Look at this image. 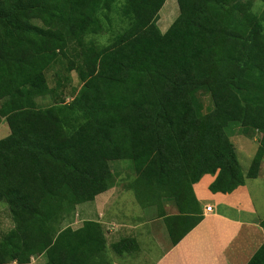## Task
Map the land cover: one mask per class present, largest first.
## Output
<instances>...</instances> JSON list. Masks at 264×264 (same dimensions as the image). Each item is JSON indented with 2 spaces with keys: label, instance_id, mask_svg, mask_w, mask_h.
I'll use <instances>...</instances> for the list:
<instances>
[{
  "label": "trees",
  "instance_id": "obj_1",
  "mask_svg": "<svg viewBox=\"0 0 264 264\" xmlns=\"http://www.w3.org/2000/svg\"><path fill=\"white\" fill-rule=\"evenodd\" d=\"M164 2L0 0V123L9 128L0 138V200L13 223L0 235V264L32 256L108 264L102 224L70 222L76 205L115 186L111 160L131 161L128 187L141 205L158 207L172 245L202 219L192 185L204 174L221 193L258 175L264 0H176L179 13L161 32ZM106 32L108 43L94 39ZM63 59L81 82L68 101L45 74ZM232 123L260 134L246 172ZM163 200L177 212L166 214ZM137 248L133 237L110 244L118 254ZM246 264H264V243Z\"/></svg>",
  "mask_w": 264,
  "mask_h": 264
},
{
  "label": "crops",
  "instance_id": "obj_2",
  "mask_svg": "<svg viewBox=\"0 0 264 264\" xmlns=\"http://www.w3.org/2000/svg\"><path fill=\"white\" fill-rule=\"evenodd\" d=\"M260 176L262 180H259ZM214 177L212 174H204L192 185L202 210V219L176 244L172 245L166 239L167 235L169 239L170 237L159 212L156 218L151 219L149 209L142 214L141 224L129 225L135 233L122 237H133L136 240L138 248L134 251L141 249V257L145 252L146 256L151 252V246L142 250L144 245L141 248L138 239L140 234L145 235L149 243L152 240L151 245L159 246L157 257L149 264H246L264 243V229L260 224L264 218V159L256 177L246 178L244 184L229 193L209 190L208 186ZM111 194V189H108L96 195L93 206L82 205L83 203L76 205L70 225L78 221L82 223L86 219L97 220L102 226L104 223L110 225L107 211L110 208L108 202ZM206 205L212 206L210 211L205 210ZM75 216L82 218L76 219ZM107 226L104 229L107 248L103 258L108 264H131L134 251L118 254L110 249V244L122 237L111 240L109 236L116 232V228L113 230V226H108L107 229Z\"/></svg>",
  "mask_w": 264,
  "mask_h": 264
},
{
  "label": "rangeland",
  "instance_id": "obj_3",
  "mask_svg": "<svg viewBox=\"0 0 264 264\" xmlns=\"http://www.w3.org/2000/svg\"><path fill=\"white\" fill-rule=\"evenodd\" d=\"M255 6L257 10H261L262 4L259 1H256ZM178 13L179 9L176 0H165L164 4L158 12L157 26L161 32H164L169 27V25L176 18ZM109 37L110 32H106L103 35L94 37V39L101 44H106L109 42ZM66 64L67 60L63 59L62 63L55 64L48 68L45 74L50 87L55 88V93H59V95H61L60 97L68 101L70 100L71 96L74 95L76 90L80 87L81 82L78 79L75 71L66 72L64 70V66ZM65 75H68L67 80L63 78ZM58 79L60 80V84L57 86L56 82ZM202 99L205 104L208 103L209 99L207 95H203ZM38 102L42 106H46L50 103L49 99H40ZM237 128L238 126L235 123H232L228 126L227 131L229 132L230 138L234 143L241 169L243 172H246L258 146V139L260 134L254 133L252 136H246L241 134L239 132V129ZM8 133L9 128L7 126V123L3 119L0 123V138L6 136ZM131 164V161L128 159L109 161L110 169L115 175L116 184L115 186L110 188L112 194L111 199L108 202L110 208L107 211V215L109 217L108 220L111 222L110 225H108V223H104L103 229H105L107 225L113 226V230L114 228H116V232L109 236L111 240H115L116 238H120L124 235L134 234L135 232L131 230L129 225L136 223L141 224L143 218L142 214L145 213L146 209H149V217L151 219L156 218L158 215L157 213L159 212L158 207L155 205L149 207L141 205L135 197L134 192L128 187V183L132 181L136 176L134 170L131 168ZM259 180H262L261 176L259 177ZM162 204V207H165L164 210L166 213L177 212L175 205L171 201L163 200ZM82 205L93 206L94 202H84ZM77 218L80 219L82 217L78 216L76 217V219ZM80 224L81 221H78L76 223H72L71 226L76 227ZM12 226V218L8 207L4 201L0 200V235L7 232L10 228H12ZM138 231L140 232V228H138ZM138 239L140 240L141 248L142 245H144V248H142V250H146L148 246H151V252L148 253L147 256L145 252L141 257L139 254L141 253V249L138 252L134 251V254L131 258V264H149L157 257V253L159 252V246L156 247L155 245H151L153 241L151 240L149 243L148 238L143 234H140V237H138ZM166 239L168 241L170 240L168 238V235L166 236ZM42 262L43 258L41 256H32L30 262L27 264H41Z\"/></svg>",
  "mask_w": 264,
  "mask_h": 264
},
{
  "label": "built area",
  "instance_id": "obj_4",
  "mask_svg": "<svg viewBox=\"0 0 264 264\" xmlns=\"http://www.w3.org/2000/svg\"><path fill=\"white\" fill-rule=\"evenodd\" d=\"M211 208H212V206H211V205H206V206H205V210H206V211H210V210H211Z\"/></svg>",
  "mask_w": 264,
  "mask_h": 264
}]
</instances>
